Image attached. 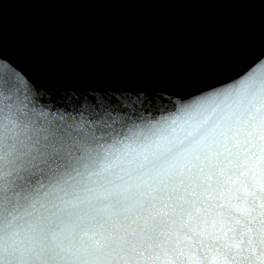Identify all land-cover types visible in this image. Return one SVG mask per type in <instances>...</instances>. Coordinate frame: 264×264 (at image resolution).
I'll return each mask as SVG.
<instances>
[{"label": "snow or ice", "instance_id": "obj_1", "mask_svg": "<svg viewBox=\"0 0 264 264\" xmlns=\"http://www.w3.org/2000/svg\"><path fill=\"white\" fill-rule=\"evenodd\" d=\"M0 0V36L3 8ZM25 3L213 2V0H19ZM264 4V0H260ZM227 86V87H225ZM264 95V50L235 76L190 99L166 89H58L40 82L3 53L0 42V264H79L91 244L65 247L68 235L130 190L111 179L95 135L147 111H175L178 135L143 151L128 147V175L162 209L187 220L165 246L133 251L125 264H264V103L225 120L204 118L221 95ZM239 127L212 156L163 184L192 152ZM95 145V147H93ZM163 184V186H162ZM86 234V233H85Z\"/></svg>", "mask_w": 264, "mask_h": 264}, {"label": "water", "instance_id": "obj_2", "mask_svg": "<svg viewBox=\"0 0 264 264\" xmlns=\"http://www.w3.org/2000/svg\"><path fill=\"white\" fill-rule=\"evenodd\" d=\"M3 53L40 82L58 89H166L190 99L218 87L264 50V4L260 0L213 2H93L25 3L12 0L3 8ZM227 87V86H225ZM264 103V95L232 92L221 95L204 118L225 120L250 104ZM191 100L177 101L175 111L150 110L126 125L100 128L103 145L93 170L112 165L111 179L131 181L130 190L106 204L110 212L93 214L68 235L65 247L91 244V255L79 264H125L133 251L143 254L170 243L187 218L162 209L159 193L144 194L128 175V147L143 151L164 145L178 135L174 123ZM239 127L220 141L176 165L163 184L174 185L179 175L212 156ZM95 147V145H93ZM162 184V186H163ZM86 233V234H85Z\"/></svg>", "mask_w": 264, "mask_h": 264}]
</instances>
